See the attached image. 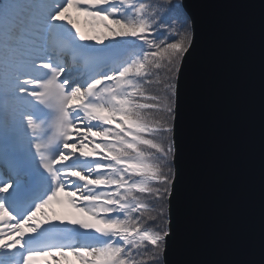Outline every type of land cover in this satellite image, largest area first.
<instances>
[{
    "label": "snow or ice",
    "instance_id": "6c2138e0",
    "mask_svg": "<svg viewBox=\"0 0 264 264\" xmlns=\"http://www.w3.org/2000/svg\"><path fill=\"white\" fill-rule=\"evenodd\" d=\"M193 36L173 0L0 3V264H167Z\"/></svg>",
    "mask_w": 264,
    "mask_h": 264
},
{
    "label": "water",
    "instance_id": "95a60500",
    "mask_svg": "<svg viewBox=\"0 0 264 264\" xmlns=\"http://www.w3.org/2000/svg\"><path fill=\"white\" fill-rule=\"evenodd\" d=\"M194 22L179 78L167 264H264V0H180Z\"/></svg>",
    "mask_w": 264,
    "mask_h": 264
},
{
    "label": "trees",
    "instance_id": "16d2710c",
    "mask_svg": "<svg viewBox=\"0 0 264 264\" xmlns=\"http://www.w3.org/2000/svg\"><path fill=\"white\" fill-rule=\"evenodd\" d=\"M3 0H0V3H2ZM173 2L180 3V0H173Z\"/></svg>",
    "mask_w": 264,
    "mask_h": 264
}]
</instances>
